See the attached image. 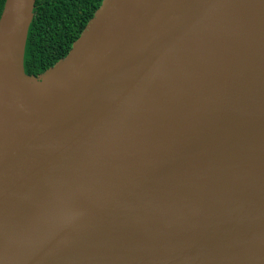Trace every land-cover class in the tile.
<instances>
[{"label": "water", "instance_id": "water-1", "mask_svg": "<svg viewBox=\"0 0 264 264\" xmlns=\"http://www.w3.org/2000/svg\"><path fill=\"white\" fill-rule=\"evenodd\" d=\"M0 13V264H264V0H102L23 69Z\"/></svg>", "mask_w": 264, "mask_h": 264}, {"label": "trees", "instance_id": "trees-1", "mask_svg": "<svg viewBox=\"0 0 264 264\" xmlns=\"http://www.w3.org/2000/svg\"><path fill=\"white\" fill-rule=\"evenodd\" d=\"M102 0H34L23 69L37 75L62 58ZM4 0H0V13Z\"/></svg>", "mask_w": 264, "mask_h": 264}]
</instances>
